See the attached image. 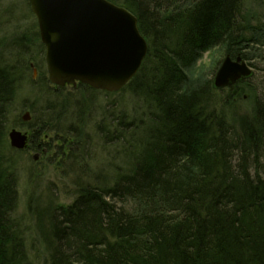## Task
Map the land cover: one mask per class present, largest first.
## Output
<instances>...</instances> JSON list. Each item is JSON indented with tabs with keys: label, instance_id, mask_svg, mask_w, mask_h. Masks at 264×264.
<instances>
[{
	"label": "trees",
	"instance_id": "obj_1",
	"mask_svg": "<svg viewBox=\"0 0 264 264\" xmlns=\"http://www.w3.org/2000/svg\"><path fill=\"white\" fill-rule=\"evenodd\" d=\"M109 1L136 16L147 42L140 68L118 92L80 83L64 92L46 73L34 81L31 48L44 52L38 31L0 40V264H39L38 257L42 264H264V95L251 83L254 74L218 90L217 62L208 76L197 67L203 53L219 48L260 69L254 61L264 62V15H247L244 0ZM2 14L0 26L10 24ZM25 82L40 96L20 104L29 110L26 122L10 119ZM125 92L142 105L100 106L96 97ZM244 93L251 107L241 112ZM94 106L101 154L113 146L107 157L120 162L95 172L85 131ZM16 127L28 131L27 149L48 153L56 141L50 161L59 158L57 170L67 162L61 174L70 179V202L49 185L44 201L27 196L40 249L28 247L16 213L14 154L28 151L9 146ZM29 171L36 175L31 164Z\"/></svg>",
	"mask_w": 264,
	"mask_h": 264
},
{
	"label": "water",
	"instance_id": "obj_2",
	"mask_svg": "<svg viewBox=\"0 0 264 264\" xmlns=\"http://www.w3.org/2000/svg\"><path fill=\"white\" fill-rule=\"evenodd\" d=\"M34 14L49 82L56 87L81 83L117 92L137 73L147 53L136 16L109 0H28ZM252 68L237 55L223 57L213 87L232 88L249 78ZM23 120H29L25 112ZM9 144L24 149L27 134L12 128ZM34 160L37 154L34 155Z\"/></svg>",
	"mask_w": 264,
	"mask_h": 264
},
{
	"label": "rangeland",
	"instance_id": "obj_3",
	"mask_svg": "<svg viewBox=\"0 0 264 264\" xmlns=\"http://www.w3.org/2000/svg\"><path fill=\"white\" fill-rule=\"evenodd\" d=\"M27 0H0V14L3 11L2 20L5 22H8L10 24L8 25H1L0 26V40L4 39L6 42L9 41V39L12 36L19 35L21 32L26 33H35L37 31V23L34 15L30 11V6ZM8 10V11H7ZM10 10V12H9ZM243 10L246 12L247 15L256 16L258 18L262 17L264 15V0H244L243 4ZM37 43V42H36ZM41 50V49H40ZM31 54L33 58H37V65L34 66L35 70L31 69V78L35 81L38 78L41 77L43 73H46V67H45V61H44V52L40 54L38 46L33 49L31 48ZM224 54L222 51H220L219 48L212 49L208 52H205L202 54L201 58L197 62L198 70H202L205 72V74L208 76L211 72V64L212 62H217V66H219V62L223 59ZM248 64V61L245 60ZM253 61V60H252ZM257 66L260 69L254 68L253 66V77L251 79L252 84L258 85V93L260 95H264V62L260 60L254 61ZM249 65V64H248ZM217 68L215 69V71ZM214 76V74H213ZM32 86L30 83L25 82L21 85V88L17 92L16 100H15V107L12 110V113L10 115V119L15 118V116L19 115L22 116L25 111H28L27 109H23L20 106V104H29L32 100L36 98H40L39 94L34 93ZM71 88L69 86L66 87L64 92L69 91ZM248 94L244 93L243 100L240 106V111H245L250 109L251 102L248 98ZM99 100V105L101 106L103 102L105 101H111L116 100L117 102H121V107L131 109L132 106L134 108V105L136 107H140L142 105V100L139 98L132 97L128 92H125L123 95L120 94H110L107 96V98L104 95H98L96 96ZM98 103V101H95ZM132 108V109H133ZM140 110V109H139ZM100 109H98L96 106L92 108V113L90 114L91 118L88 120V125L85 127V131L92 136L90 140H92L93 143V151L91 152V161H90V169L92 171H97V169L100 166H107L109 162H115L116 164H120L118 159L111 160L110 157L107 155H110L108 153V150L113 149V146H108L107 149L102 152V146L98 141V138L95 137L94 131H95V123L99 120L100 116ZM24 121V120H23ZM17 129H20L21 131H26L23 127H16ZM50 136H53V132H51ZM48 139V137H47ZM55 146H57L56 141H51L50 149L47 150L40 149L38 151H34L31 149H27L28 151L16 155L14 154V159L16 160L17 164V173H18V194H19V200H18V206L16 213L19 216H23L25 219L24 227L26 231V240L28 247L34 246L37 249L39 248L38 243L35 241V230H34V223L33 220L29 217V215L26 212L25 209V203L27 200L28 194L31 192H34L35 195H41L42 200L47 196L46 192V186L49 185L53 189L58 190L56 192L58 200L61 202H70V198H68L65 195V187L68 186L70 179H65L62 177V172L64 169H67V162L64 161L62 163V167H58V170L55 167L56 162H58L59 158H56L53 163L50 161L52 156L55 152ZM12 148V147H11ZM17 151H22L19 149L12 148ZM43 151V152H42ZM37 154V158L33 160V155ZM51 157V158H50ZM66 162V163H65ZM35 168V176L28 177L29 170H30V164ZM78 166V165H77ZM124 167V166H123ZM65 176V175H64ZM30 179V180H29ZM31 241H34L31 244ZM33 251H31V255L34 256ZM38 263H43V257H38Z\"/></svg>",
	"mask_w": 264,
	"mask_h": 264
}]
</instances>
